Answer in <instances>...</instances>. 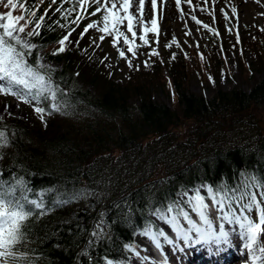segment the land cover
Segmentation results:
<instances>
[{
  "label": "trees",
  "instance_id": "16d2710c",
  "mask_svg": "<svg viewBox=\"0 0 264 264\" xmlns=\"http://www.w3.org/2000/svg\"><path fill=\"white\" fill-rule=\"evenodd\" d=\"M37 2L33 0L25 10L18 8L13 14L25 15L36 9ZM57 6L48 11L45 25L66 23L55 11ZM33 27L28 25L26 31ZM39 31L40 36L31 41L42 48L33 52L29 62H39L44 53L63 63V69L52 71V80L60 89L56 98L60 113L48 111L53 120L43 130L24 119L0 122L4 132L0 175L6 183L17 176L26 181L29 191L39 194L47 207L46 212L33 210L23 222L26 241L13 255L28 254L32 264H89L85 252H91L93 264H100L97 257L108 258L105 253L123 259L127 253H121L122 246L136 243L145 224L151 222L153 229L158 228L154 211L177 200L182 191L195 194L193 189L201 185L215 190L220 185L244 182L251 187L264 177L262 133L227 137L244 126H255L256 111L264 107V80L253 81L248 91L221 89L208 99L189 90L191 76L201 72L194 63L204 55L178 53L168 61V75L152 58L151 66L136 71L131 81L123 84L109 78V72L94 58H80L79 46L74 43L76 31L70 37L73 43L56 55L52 53L67 29L41 27ZM245 42L246 53L250 50L255 56L252 64L247 63V72L264 71V34ZM235 46L238 50L237 43ZM204 62L211 66L206 77L218 80L221 60L208 53ZM162 91L174 107L156 98ZM144 156V168H137ZM113 169H122L121 177ZM133 169L139 176L131 175ZM127 170L131 172L128 180L124 176ZM74 192L77 196L71 202L50 206L52 199ZM86 207L90 214L83 210ZM187 210L196 219V214ZM100 213H105L108 221L106 235L89 249ZM7 264L21 262L8 260Z\"/></svg>",
  "mask_w": 264,
  "mask_h": 264
},
{
  "label": "snow or ice",
  "instance_id": "6c2138e0",
  "mask_svg": "<svg viewBox=\"0 0 264 264\" xmlns=\"http://www.w3.org/2000/svg\"><path fill=\"white\" fill-rule=\"evenodd\" d=\"M149 2L152 16L149 22L144 23V35L140 37L144 45L150 43L149 33L156 34L157 40L159 37V22L154 15L157 0H149ZM181 2L182 0H175L178 9H180ZM207 2L208 0H204V3ZM212 2L215 4L217 0H212ZM186 3L191 5L192 0H186ZM0 4L13 10L25 7L22 0H0ZM49 4H58L55 11L60 13L61 18L66 23L56 21L54 26L45 25L44 21L48 15V9L44 11L43 15H37L36 10H29L25 15L20 16L14 15L13 11L0 14V92L11 93L14 96L19 94L20 99L25 103L40 104L42 101L50 103L51 107L47 109L45 107L35 108V113L40 114L41 120L44 119L43 114L46 111L58 110V106L51 101L56 100L60 89L53 85L51 67H46L44 63L36 60L29 62L33 52L42 48V45L38 46L31 43V38L40 36L39 29L41 27H45L47 30L67 29V33L58 40L57 51L53 52L52 55L64 53L67 50L66 45L73 43L70 41V37L76 31V28L70 27V25L79 26L84 19L102 14L103 26H100V21L87 23L80 33V39L82 40L90 30H98L101 33L99 35L100 41L105 39L104 34L108 36L115 34L116 40L113 43H117L120 38H123L124 42L129 45L126 51L136 55V45L125 32L120 30V26L126 25L127 32L136 37L135 29L137 24L143 20L145 0H138V18L134 16L131 10L133 0H59V3L58 0H49ZM65 4L70 5V7L65 8ZM93 7L94 11L88 12V9ZM180 11L183 14V10L180 9ZM200 11L204 12L207 9L200 8ZM232 11L236 12L237 10L233 7ZM221 12L224 19H230L226 11L221 9ZM191 19L197 25L202 24L203 28L212 32L213 36L218 35L216 29L211 28L195 15H192ZM21 21L24 23L21 24ZM28 25H34L31 31H26ZM227 31L231 33L232 29L228 28ZM261 31L264 32V29ZM78 43L79 41L76 42L77 45ZM90 43L95 45V39ZM173 44H177V42L173 40L166 47L171 48ZM151 55L159 56V52L153 50ZM119 56L125 57V51H120ZM174 58L175 56H173ZM127 63L130 67L132 66L131 60H128ZM3 140L4 132L0 131V141ZM203 188L207 189L208 198L219 206L218 209H213L214 212L219 211L220 213L215 217L216 220L220 221L218 229L214 227V221L209 216L210 206L205 202L206 196L201 194ZM256 189L259 190L256 191ZM193 191L195 192L194 196H190L187 191H182L177 200L161 205L154 211L155 217L167 225L174 236H170L163 228L153 229L151 222L144 225V230L140 235L149 240V246L153 249V256L158 255L159 259H153L147 255L142 256L141 251L146 253L148 248H141L140 245L130 243L122 246L121 253H127L123 259L119 256L113 258L111 253H105V257L108 258L97 257L100 264H130L129 257L133 255L138 264L140 262L142 264H170L169 253L173 255L181 252L186 253L193 247L196 248V251H205L210 258L217 257L230 248H243L244 258L247 259L255 249L258 236L264 241V177L260 179L258 184H253L251 187L248 186L247 182H244L232 184L230 187L220 185L215 190L208 185H201L199 188H194ZM50 192L54 193L55 190H50ZM76 196L77 193L74 192L60 200L52 199L50 206L59 207L62 204H67ZM186 208H190L198 219H194ZM33 210L46 212L47 207L44 199L39 194L29 191L27 182L20 180L18 176L6 183L3 176L0 175V264H7L8 260L19 261L21 264H32L28 254L15 256L12 253L15 249L24 247L26 228H22V225ZM253 211L258 212L255 219L252 218ZM104 217L105 213L98 215V222L94 225L95 230L91 233V239L87 246L89 249L95 247L97 239L106 235L105 228L108 226V221ZM237 223H239L237 235V239H240L239 244L233 239L232 232L226 229V225ZM194 234L195 239H193ZM183 245H187V247ZM165 246L169 247V252L164 251ZM83 255L89 260V264H93L91 252H85ZM255 259V256H252V260Z\"/></svg>",
  "mask_w": 264,
  "mask_h": 264
},
{
  "label": "rangeland",
  "instance_id": "374dc122",
  "mask_svg": "<svg viewBox=\"0 0 264 264\" xmlns=\"http://www.w3.org/2000/svg\"><path fill=\"white\" fill-rule=\"evenodd\" d=\"M48 4L49 0H43V3H41L40 0L38 9L47 7L48 10H50L54 6H49ZM233 7L236 8L234 4L231 5L229 3H227L225 6L224 11H226L228 17H230V19L228 20L224 19L222 12H219L215 19L203 20L204 23H207L211 28H214L218 31V35L216 36H213L212 32L203 28L202 24L196 26L194 23H192L193 28L191 29V31L178 33L174 30H170L169 27H166L164 25V22H159L158 40L156 38V34L149 33L148 38L150 43L148 45H144L143 43H141L142 39H140V37L144 35L142 23L137 24V27L135 29L137 32L136 37H133L130 32H127L126 25H121L120 30L125 32L129 39L133 41V44L136 45V55H133L131 52L126 51L129 45L124 42L123 38H120L117 43H113V41L116 40L115 34H113L112 36L104 34L105 39L103 41H100L99 35H101V33L98 30H90L82 40L80 39V33L83 31V28L87 23L92 21H100V26H103L102 14H97L94 17H88L84 19L85 23L81 25V27L73 34L74 43L76 47L79 46V49L77 48V52L79 53L80 58H94L98 66L109 72V78H111L112 76L116 80L119 79L123 81V84H127L129 81H131L130 78L136 71L145 70L149 66H151L150 62L152 61V58L155 59L158 65L159 63L161 64L164 75H168L167 65L171 56L178 53H194L197 56L204 55L203 59L200 62L194 63V66L199 71L204 73H198L195 71V73H193V75L191 76L189 90L192 93L202 95L208 99H212L215 94L221 89H223L224 91H230L233 88L239 87L243 90L248 91L252 86L253 81L258 82L264 80V71L261 72L259 69H257L254 73L249 74L247 72V70H249L247 63L252 64L255 61V56L250 50H248V52L246 53L244 44L246 43L245 41L256 39L257 37L264 34V32L261 31V29H264V16L256 14L254 19H248L247 21L242 23L241 19L238 17V11H232ZM92 11H94V7L88 9V12ZM7 12L8 11L4 6H0V14H4ZM154 15L157 19L156 12ZM228 28L232 29L231 33L227 31ZM23 38L26 39V37ZM93 39H95L96 41L95 45H92L90 43ZM173 40H175L177 44H173L171 48H167L166 45L172 43ZM77 41H79L78 45L76 44ZM236 43L239 47L238 50L235 46ZM153 50L158 51L159 56H152L151 52ZM120 51H125V57L122 58L119 56ZM208 53L216 60H221L220 66L223 68V70L221 69L222 71L217 77L218 80H216L215 78L214 81H210L205 75V71L207 70V68H211L209 64L204 62ZM41 58L42 60H40V63H44L46 67H51L52 70L61 68L60 63L51 62L45 55H42ZM128 60L132 61L131 67L127 63ZM80 85H83L82 81L80 82ZM156 98L174 107L173 102L167 99L163 91L159 92ZM51 103H54V101H51ZM7 105H12L11 109L7 111L3 110V108H5ZM134 105L137 106V103H134ZM36 107H45L47 109L49 106L44 105L43 102H41L40 104L25 103L20 99L19 94L14 96L11 93L6 94L5 92H0V122L11 118L24 119L29 123L37 125L43 130L46 128V125H48L53 120V118L46 111L43 114L44 119L41 120L40 114L35 113ZM58 111L59 109L55 112ZM255 116V122L258 123L257 125H252L250 127L244 126L241 130L237 129L233 133V136L227 135V137H229L228 139L232 137V139L247 138L249 136L253 137L260 132L261 128H263L262 133L264 134V110H257ZM59 118H57V120ZM145 158L146 157L144 156V158L141 160V163L137 165V168H139V165L141 166V168H144ZM2 162L3 161L0 157V171L2 168ZM133 170L134 172H138V170L136 169ZM112 172L118 177L122 175V169H113ZM134 172H132V174L129 170H127V172H124L125 178H127L128 180L130 174L133 177L139 176V172ZM201 194L206 196L205 202L208 203L210 206L209 208H211L209 216L214 221V227L218 229L220 221L216 220L215 217L220 215V213L219 211L214 212L213 209H218L219 206L211 201L210 198H208L206 188L201 189ZM190 196L194 195L191 193ZM83 210H86V212L88 211L87 214L91 213V211H89V207H86ZM82 213L85 212L83 211ZM257 216L258 212L253 211L252 218L255 219ZM154 219L158 223L159 227L163 228L170 236L174 234L171 232L170 228L163 222L159 221L158 218L155 217V215ZM226 229L235 232L239 229V223L226 225ZM195 238L196 236L194 234L193 239ZM137 242H139V244ZM137 242V245H140V243H142L140 245L141 248L146 247L144 244L150 243L149 240H147L142 235L138 237ZM193 249L196 248L193 247ZM166 252H169V249ZM190 252H192V248ZM141 255L148 256V254L143 251H141ZM172 256L174 257L173 263H176V261H178L177 254H172ZM129 259L130 264H138L137 259L134 255L130 256ZM140 264H142V262H140ZM243 264H245V262Z\"/></svg>",
  "mask_w": 264,
  "mask_h": 264
},
{
  "label": "bare ground",
  "instance_id": "6f19581e",
  "mask_svg": "<svg viewBox=\"0 0 264 264\" xmlns=\"http://www.w3.org/2000/svg\"><path fill=\"white\" fill-rule=\"evenodd\" d=\"M234 4L238 11V17L242 23L248 19H254L256 14L264 16V0H217L213 4L212 0H208L204 3V0H192V4L186 3V0H182L180 9L183 10L181 14L180 9L177 8L175 0H157V8L155 10L158 22H164L166 27L170 30H174L178 33L191 31L192 23L199 26L191 19L192 15H195L199 20L215 19L221 9L225 10L226 4ZM150 2L145 0L143 20L140 22L144 25L150 21L152 13L150 12ZM200 8H206L207 11H200ZM132 12L134 16L139 17L138 0H133ZM264 20V19H263ZM136 23V21H134ZM199 41V40H198ZM12 105H7L3 110H10ZM239 230V229H238ZM237 231H231L233 239L237 244L240 243V239H237ZM264 241L258 236L255 249L251 252L247 259L244 258L243 248H230L227 252L221 253L217 257H209L203 250L196 251V249H189L186 253H178V261L170 264H264ZM139 244V242H137ZM142 243H140L141 245ZM148 251L146 252L149 257L156 259L153 256V249L149 246V243L144 244ZM184 247H187L183 245ZM145 248V247H144ZM158 256V255H157ZM172 254H170V257ZM252 256H255V260H252ZM136 264V263H135Z\"/></svg>",
  "mask_w": 264,
  "mask_h": 264
}]
</instances>
